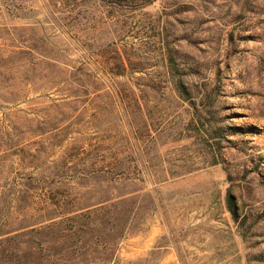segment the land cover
<instances>
[{
    "label": "rangeland",
    "instance_id": "374dc122",
    "mask_svg": "<svg viewBox=\"0 0 264 264\" xmlns=\"http://www.w3.org/2000/svg\"><path fill=\"white\" fill-rule=\"evenodd\" d=\"M0 264H264V0H0Z\"/></svg>",
    "mask_w": 264,
    "mask_h": 264
},
{
    "label": "trees",
    "instance_id": "16d2710c",
    "mask_svg": "<svg viewBox=\"0 0 264 264\" xmlns=\"http://www.w3.org/2000/svg\"><path fill=\"white\" fill-rule=\"evenodd\" d=\"M185 93V92H184Z\"/></svg>",
    "mask_w": 264,
    "mask_h": 264
}]
</instances>
